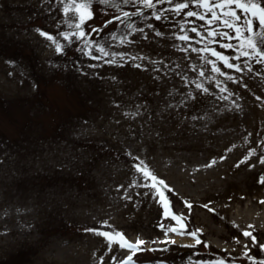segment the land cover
Segmentation results:
<instances>
[{
	"label": "rangeland",
	"instance_id": "1",
	"mask_svg": "<svg viewBox=\"0 0 264 264\" xmlns=\"http://www.w3.org/2000/svg\"><path fill=\"white\" fill-rule=\"evenodd\" d=\"M91 6L90 35L69 43L59 33L75 29L60 23L57 0H0V264H119L130 252L137 264H214L221 258L263 264L264 207L254 199L264 192V64H241L238 71L217 60L239 78L230 80L213 70L216 57L188 48L203 47L199 38L173 36L182 19L205 21L183 13L157 20L133 0L121 5L132 15L120 23L111 19L120 15L116 7L103 0ZM193 26L187 25L195 36ZM37 27L56 34L65 51L57 53ZM88 40L124 55H102L93 47L88 56L82 51ZM209 46L235 63L247 59L235 60L234 50L221 44ZM136 157L171 186L164 189L170 206L185 214L183 231L202 229L199 244L175 231L167 232L175 243L163 239L178 223L164 216ZM185 200L209 209L189 208ZM93 228L145 243L122 247ZM245 229L257 240L244 236Z\"/></svg>",
	"mask_w": 264,
	"mask_h": 264
},
{
	"label": "snow or ice",
	"instance_id": "2",
	"mask_svg": "<svg viewBox=\"0 0 264 264\" xmlns=\"http://www.w3.org/2000/svg\"><path fill=\"white\" fill-rule=\"evenodd\" d=\"M103 2L106 5L116 7L120 13L119 16H113L111 19L123 23L121 17L128 19L132 15L131 10H125L121 5H131L133 4V0H119L117 4H112V0H103ZM57 4L61 6V10L64 13V17L60 20V23L67 22L71 28L75 29V31L64 30L59 33L60 36H63L67 42L71 43L75 39L83 40L85 36L90 35V33L85 31V22L95 14L91 6L92 0H57ZM135 4L143 5L144 8L152 9L151 16L155 17L157 20L172 19L174 16H179L183 13L184 16L196 17L205 21L204 24H196V21L189 22L182 19L180 21V31L173 33V36L184 41L197 40V38H199V43L203 45V47L196 48L194 45L189 44L188 48L197 52L210 53L216 57L217 59L210 61L213 70L216 73H223L228 76L230 80H237L239 78L235 76L233 72L225 71L224 68L217 63V60L222 61L227 68L236 69L238 71H243L241 64L246 65L249 69H251L253 62L264 64V0H135ZM157 4H167V8L160 7L157 9ZM190 5H196L197 8H190ZM134 10L136 13L141 14L144 9L141 7H135ZM169 12L172 13L171 16L168 15ZM108 22L109 21H105V23ZM189 23L194 25L191 27L190 31L196 33L195 36L189 35V29L187 27ZM211 25H215V27H212ZM128 27L131 28L133 32L138 31L133 23H129ZM148 27L153 28L158 35H164V33H161L154 25H148ZM36 30L52 41L57 53H63L65 51L64 43L58 39L56 34L40 27H37ZM95 31L96 28L94 27L93 32ZM139 31H143V29H140ZM217 37H223L226 39H217ZM119 39L122 43L130 42L124 36H120ZM83 42L84 49L82 51L88 56H94L92 51L93 47L102 53V55H112L113 57L124 55L123 53H109L106 46L98 41L88 40ZM211 44H221L223 48L233 49L235 52L234 59L237 61H240L241 56H244L247 59L240 63H235L233 62L232 56L227 55L217 47L209 46ZM183 50L186 51L187 49ZM96 58L100 59L101 57ZM201 59H207V56H202ZM116 62V60L108 61V63ZM9 63H14V61H9ZM193 67H195V65H193ZM81 71L83 72L84 69L81 68ZM200 74L203 75V69H201ZM212 78L215 79V77ZM219 83L220 82H218V86ZM197 87L203 88L205 92L209 91V89L202 83L198 84ZM245 87H247V85H245ZM253 151L255 150L250 149L249 153L251 154ZM248 158V156H245L243 159L247 160ZM220 159H224V157H220ZM136 160L138 161L135 164L136 169L141 172L144 179L148 181V184L145 186L152 187L155 193L158 194L159 200L163 204L164 216H171L178 223V226L171 225L165 230L166 235L163 239L175 243L174 238L167 235L168 231H175L180 235H191L195 237V242L199 244L201 242V237L198 235V232L202 231V229L192 230L190 232L183 231L188 227L183 221L185 214L173 211L170 206L171 201L165 194L164 189L170 188L171 186L168 185L158 174L152 171L151 168L140 160L139 157H136ZM260 160L261 162H264V156H261ZM214 162L215 159H213L212 163ZM259 179L261 183H264V174H262ZM136 183L137 181L134 180L133 184ZM127 198L131 199L130 196ZM185 204L191 208L190 201L185 200ZM204 207L207 208L209 205L205 204ZM212 211L216 210L213 208ZM101 223L108 225L109 221L103 220ZM160 227L164 228V225L161 224ZM90 231L102 234L110 243L113 240L118 239L122 247L126 246L133 250H136L138 246L145 243V240L140 238L135 242L128 240L123 231L113 233L101 228H93L90 229ZM244 236L251 237L253 241L257 240V237L247 229L244 230ZM259 247L264 248V244H260ZM244 255H248L247 250ZM100 259L103 260L104 257H100ZM113 259L115 260V257H113ZM248 259L257 261L259 258L257 256L249 255ZM124 261H128L129 264H137L133 259V253L131 252L128 256L124 257V260L120 261L119 264H124ZM214 264H227V262L221 258L214 262Z\"/></svg>",
	"mask_w": 264,
	"mask_h": 264
},
{
	"label": "bare ground",
	"instance_id": "3",
	"mask_svg": "<svg viewBox=\"0 0 264 264\" xmlns=\"http://www.w3.org/2000/svg\"><path fill=\"white\" fill-rule=\"evenodd\" d=\"M254 202L256 203L257 206L260 207V205H261V207L262 206L264 207V192H260L259 196L254 199ZM191 205L198 206V207L203 208V209H209V207H207V208L204 207L205 203H198L197 204L195 202H192ZM218 234L222 235L223 233L218 232ZM260 262L264 264V260H261ZM100 264H112V263L101 262Z\"/></svg>",
	"mask_w": 264,
	"mask_h": 264
}]
</instances>
